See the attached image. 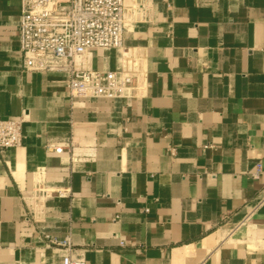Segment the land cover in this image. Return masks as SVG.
<instances>
[{
  "label": "crops",
  "instance_id": "0c3cea01",
  "mask_svg": "<svg viewBox=\"0 0 264 264\" xmlns=\"http://www.w3.org/2000/svg\"><path fill=\"white\" fill-rule=\"evenodd\" d=\"M21 7L0 0V119L25 120L0 151V264H63L67 237L87 264H264V204L245 222L263 197L264 0H125L128 53L77 63L128 72L120 99L26 70Z\"/></svg>",
  "mask_w": 264,
  "mask_h": 264
},
{
  "label": "built area",
  "instance_id": "2783aa9c",
  "mask_svg": "<svg viewBox=\"0 0 264 264\" xmlns=\"http://www.w3.org/2000/svg\"><path fill=\"white\" fill-rule=\"evenodd\" d=\"M124 10L125 0H22L18 42L25 69L68 71L72 98L130 97L133 77L128 72L122 69L101 72L77 65L94 49L128 53ZM24 121V117L0 119L1 152L21 146ZM64 147V144L47 146L58 154L64 151ZM260 174L261 166L257 165L251 176L258 179ZM262 193L261 201L250 210L245 222L264 204V185ZM60 195L64 196L63 193ZM51 243L67 249L63 264H87L83 254L73 253L69 237L51 239Z\"/></svg>",
  "mask_w": 264,
  "mask_h": 264
}]
</instances>
